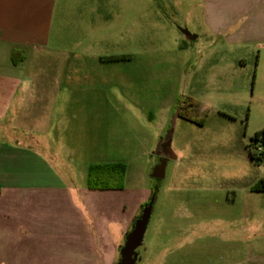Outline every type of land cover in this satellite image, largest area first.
<instances>
[{
  "label": "rangeland",
  "instance_id": "1",
  "mask_svg": "<svg viewBox=\"0 0 264 264\" xmlns=\"http://www.w3.org/2000/svg\"><path fill=\"white\" fill-rule=\"evenodd\" d=\"M103 5V15L109 18L116 13L113 21L117 24L122 21V8L127 7L124 31H103L105 26L100 23L87 43L94 46L104 64L130 59L135 66L142 62L146 72V79L129 87L128 93L135 99L128 107L139 103L138 95L143 91L172 94L176 105L169 127L158 136L150 155H145L141 143L129 140L130 127L134 133L148 131L135 111L126 115V103H122L125 92L110 86L85 90L82 85H69V90L76 93L108 92L119 98L115 159L125 162L122 164L135 177L129 181L130 188L137 185L142 172L150 192L156 194L151 223L144 244L133 256L134 264H157L165 249L155 242L171 236L181 239V251L176 256L181 264L193 261L194 255L198 263L205 262L208 245L222 252L239 250L264 257V208L256 206L264 205V196L259 202L249 193L250 187L264 182V163L253 162L248 154L251 138L264 130V13L258 19L247 12L237 20H215L212 10L218 5L209 0H130L127 4L118 0ZM91 6L68 1L70 29L97 24ZM71 32L70 41L74 43L77 31ZM211 40L215 45L209 48ZM74 49L72 53L77 56L79 49ZM60 57L52 53L46 58ZM38 59L44 62L45 53ZM39 72L45 73V68H39ZM67 124L82 128L86 138L93 133L89 131L92 123L85 117L70 116ZM154 133L150 130L151 135ZM128 143H132L129 148ZM106 150L56 148L55 166L66 168L71 177L79 179L81 174L87 176L89 163L97 162L100 151ZM159 167L163 178L153 176ZM167 205L171 207L161 208ZM174 214L181 230L161 227L159 219L171 221ZM141 215L140 210L130 231L120 239L116 264L120 263L127 235Z\"/></svg>",
  "mask_w": 264,
  "mask_h": 264
},
{
  "label": "crops",
  "instance_id": "2",
  "mask_svg": "<svg viewBox=\"0 0 264 264\" xmlns=\"http://www.w3.org/2000/svg\"><path fill=\"white\" fill-rule=\"evenodd\" d=\"M68 1L0 0V264H116L119 241L130 231L150 196L142 172L137 176V185L130 188L129 181L135 177L128 166L120 190L90 189L88 174L78 179L71 177L66 168L55 166L53 149L66 147L107 149L100 151V159L90 162L89 168L125 163L116 160L113 152L117 147L119 98L108 92L76 93L69 90L70 84L82 85L85 90L100 85L125 92L122 103H126V115L135 111L149 132L134 133L132 127L129 131V140L141 143L145 155H150L158 136L175 115V98L161 92L141 90L139 103L130 109L127 104L135 97L128 93L129 87L147 78L142 62L135 66L133 60L121 59L104 64L94 46L87 43L100 23L105 26L103 31H124L127 7L122 8V21L117 24L113 21L118 17L116 13L109 18L103 15V4L118 0H78L92 4L90 13H94L97 24L75 30L68 25ZM120 1L127 4L130 0ZM209 2L218 5L212 10L215 20H237L247 12L258 19L264 13V0ZM205 15L209 19L208 11ZM71 31H77L74 43L70 41ZM214 45L213 40L209 41V48ZM74 48L79 49L77 56L72 53ZM41 53H45L44 62L38 59ZM52 53L60 54V59L46 58ZM39 68H45L46 74ZM77 115L92 123L90 137L86 138L82 128L68 126L69 117ZM253 187L249 193L262 202L264 188ZM256 206L264 208L260 203ZM172 220L163 218L159 223L168 231L171 227L180 231L176 214ZM144 239L145 235L142 245ZM180 240L175 236L157 238L155 243L165 249L157 264H181L176 258L181 251ZM205 255V262L198 263L194 255L193 261L184 264H264L261 254L222 252L209 245Z\"/></svg>",
  "mask_w": 264,
  "mask_h": 264
},
{
  "label": "trees",
  "instance_id": "3",
  "mask_svg": "<svg viewBox=\"0 0 264 264\" xmlns=\"http://www.w3.org/2000/svg\"><path fill=\"white\" fill-rule=\"evenodd\" d=\"M248 154L253 162L257 164L264 163V130L257 132L251 138V143L248 147ZM126 170V166L122 163L93 165L89 168L88 171V187L93 190L123 189L125 183ZM263 188V181H260L255 186L256 190ZM153 194L154 191H152L151 197ZM148 202L141 206V211H143L144 207L148 204Z\"/></svg>",
  "mask_w": 264,
  "mask_h": 264
},
{
  "label": "water",
  "instance_id": "4",
  "mask_svg": "<svg viewBox=\"0 0 264 264\" xmlns=\"http://www.w3.org/2000/svg\"><path fill=\"white\" fill-rule=\"evenodd\" d=\"M153 176L156 178H163L164 175L162 173V167L157 168ZM155 202L156 194H153L148 204L144 207L142 215L136 221L133 230L126 237V244L121 250V259L119 264L135 263L133 256L136 252V249L142 245Z\"/></svg>",
  "mask_w": 264,
  "mask_h": 264
}]
</instances>
